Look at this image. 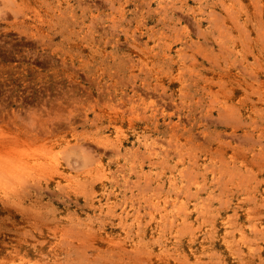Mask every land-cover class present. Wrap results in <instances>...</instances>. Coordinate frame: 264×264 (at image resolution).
I'll use <instances>...</instances> for the list:
<instances>
[{
	"label": "clouds",
	"instance_id": "obj_1",
	"mask_svg": "<svg viewBox=\"0 0 264 264\" xmlns=\"http://www.w3.org/2000/svg\"><path fill=\"white\" fill-rule=\"evenodd\" d=\"M0 264H264V0H0Z\"/></svg>",
	"mask_w": 264,
	"mask_h": 264
}]
</instances>
